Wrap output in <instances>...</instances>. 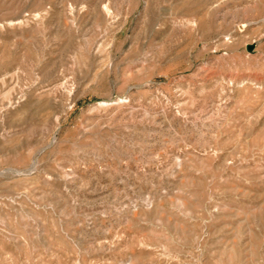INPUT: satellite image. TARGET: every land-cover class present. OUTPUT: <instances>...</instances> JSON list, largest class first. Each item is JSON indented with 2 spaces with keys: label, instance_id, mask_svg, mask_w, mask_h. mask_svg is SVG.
Segmentation results:
<instances>
[{
  "label": "rangeland",
  "instance_id": "rangeland-1",
  "mask_svg": "<svg viewBox=\"0 0 264 264\" xmlns=\"http://www.w3.org/2000/svg\"><path fill=\"white\" fill-rule=\"evenodd\" d=\"M0 264H264V0H0Z\"/></svg>",
  "mask_w": 264,
  "mask_h": 264
}]
</instances>
